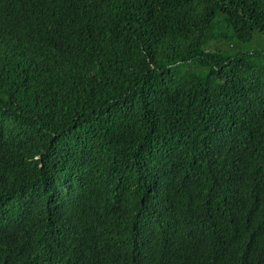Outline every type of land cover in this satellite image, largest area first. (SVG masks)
Listing matches in <instances>:
<instances>
[{"label": "trees", "instance_id": "16d2710c", "mask_svg": "<svg viewBox=\"0 0 264 264\" xmlns=\"http://www.w3.org/2000/svg\"><path fill=\"white\" fill-rule=\"evenodd\" d=\"M0 264H264V0H0Z\"/></svg>", "mask_w": 264, "mask_h": 264}, {"label": "bare ground", "instance_id": "6f19581e", "mask_svg": "<svg viewBox=\"0 0 264 264\" xmlns=\"http://www.w3.org/2000/svg\"><path fill=\"white\" fill-rule=\"evenodd\" d=\"M167 49V48H166Z\"/></svg>", "mask_w": 264, "mask_h": 264}]
</instances>
